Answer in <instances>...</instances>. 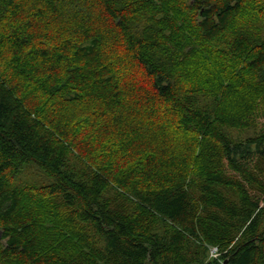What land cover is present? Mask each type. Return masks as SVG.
<instances>
[{
	"label": "trees",
	"instance_id": "1",
	"mask_svg": "<svg viewBox=\"0 0 264 264\" xmlns=\"http://www.w3.org/2000/svg\"><path fill=\"white\" fill-rule=\"evenodd\" d=\"M250 12L264 24V0H0V264H264V188H250L264 165V30L227 42L231 82L203 73L200 50ZM168 114L172 137L149 125ZM183 133L209 140L221 160L199 200L179 184L138 187L146 163L162 156L165 174L186 154ZM134 142L136 159L125 162ZM73 156L96 172L75 170ZM116 166L112 180L128 188L137 216L159 215L171 229L140 228L103 199ZM32 170L50 180L35 191L73 211L59 223L70 217L71 235L56 236L36 212L18 215L31 192L14 181ZM232 179L230 207L220 189Z\"/></svg>",
	"mask_w": 264,
	"mask_h": 264
},
{
	"label": "rangeland",
	"instance_id": "2",
	"mask_svg": "<svg viewBox=\"0 0 264 264\" xmlns=\"http://www.w3.org/2000/svg\"><path fill=\"white\" fill-rule=\"evenodd\" d=\"M149 15H143L141 19L145 22H148L147 18ZM264 18V16L262 15ZM247 18V19H246ZM248 20H253L256 23V27H251L249 26ZM264 30V24L260 20V17L254 13L250 12L247 17H241L238 16V18L234 19L231 21V23L228 25L227 30L219 37H216L215 43L212 45H208L209 47H203L200 49L203 53L207 55L205 58L206 60L209 61V63H205L203 65V68L205 71L203 73L206 76L212 77L214 80L216 78L223 79L228 78L229 82H231L233 76L230 73V66H229V61L222 63V60L225 57V51L226 47L228 46V43H230V40H234L233 38H236L238 35H243V34H248L249 37H254L256 39V36H261L263 35L262 31ZM255 32L257 33L255 36ZM229 41V42H228ZM228 42V43H227ZM162 44V42H161ZM177 51H183V49H179L178 47L174 48ZM160 55L167 59L166 61H162L164 64H167L169 61V57L163 53L160 52ZM213 60H215V63H212ZM227 64V65H226ZM223 65L225 67H223ZM181 65H178L177 69H174L173 71L176 72L175 76L178 81L182 82L185 81L186 79H183L184 77H187V68H181ZM199 69H197L198 71ZM231 75V76H230ZM192 77V76H191ZM246 78V77H245ZM228 81H223V86L228 83ZM249 83V81L247 82ZM244 86V85H243ZM204 91V90H203ZM260 106L264 109V107L260 104ZM172 119L174 120V117H170L169 114L163 117L161 120H157L153 124H149L150 126L157 125L160 126L157 131H155L157 134L162 135L165 134V136H173L174 134H171L173 131H169V125L172 122ZM163 124V126H161ZM173 130V127H172ZM248 128L246 129H229L228 131L230 132L231 136H236L238 135L239 138H245L250 135L248 132ZM184 138L186 139L184 141V145L186 148V154H183L180 158H178V155L173 156L175 159L171 162L174 164L173 168L165 172V174L162 173V166L164 164H161V157H156L157 164L154 163H146V166L148 168V171L143 177V180L138 184V187H143V188H151L152 190H159V188H165L167 186H172L175 184H179L183 189H187L189 193L194 197V200L198 201L200 197V185L204 182L205 180V174L208 172H211V170L219 171V167L221 164V160L219 157L215 156L213 152V148H210L212 145L209 140L201 139L199 136L196 134L192 133H183ZM175 137V136H174ZM167 138V137H166ZM142 143H136L134 142L133 146L130 149V152L132 154L131 157H129L130 152L128 155L123 157L122 160L129 161V163L132 161H135L133 155L137 153V148L139 145ZM213 152V154H212ZM152 155L149 156L147 159L148 160H153ZM70 162L74 165L75 170H80V169H85L90 171L91 173L96 172L95 168L92 170V168H88L86 165H82L81 162L76 158V156H73L70 159ZM131 162V163H132ZM128 163V164H129ZM126 166V163H123V167ZM113 167V166H112ZM111 170L110 173L112 175L110 176V179L108 178V182L105 186L104 192H103V199L107 200L109 202V205L113 208H115L119 213L121 214H126V215H132V216H137V210L134 207V200L131 196V194L128 191L127 187L121 186L118 180H112L114 175H119L120 169L116 166L112 169H107ZM104 174L102 171L100 174ZM257 176L255 181L256 186H250L252 188V192H256L255 190H262L264 188V165L260 164L259 168L256 170ZM105 176V174H104ZM231 177V176H229ZM229 183L226 186H223L220 191H221V196L224 198L226 203L230 206H236L238 203V190L235 185L234 179L229 180ZM14 184L16 188L22 190V188L29 190L31 192V195H25V203L21 205L20 211H19V216L22 215L26 217V219H29L30 215H33L34 212L38 214L37 218L39 220V223L43 225V227H47L52 229V231L55 232V235L58 236V232H64L65 234L69 235L73 231L70 217H65L67 219L68 223L61 224L59 228V223L61 220V214L63 216L69 215L70 213L72 214V210L68 209H62L60 208V203L58 198L52 197V198H46L43 192L37 193L35 190L43 189L45 188L44 186L50 184V180H48L47 177H44L39 171L32 170L30 173L29 172H24L18 179L14 181ZM157 184V185H156ZM263 186V187H262ZM137 187V188H138ZM264 191V189H263ZM262 191V192H263ZM264 194V193H263ZM206 201V200H205ZM261 205L263 203H260ZM200 209L205 211L203 214H212L214 213V210L210 208L209 206H206L203 202L199 203ZM260 205V206H261ZM41 208V209H40ZM54 216V217H53ZM18 217V216H17ZM138 221L140 228L143 226H146V228H149V230L155 226L156 229H158L161 233L165 230L171 229L173 227V224L170 223L168 220H165L164 218L160 217L159 215L152 217L150 214H148L146 217L141 216L138 214ZM68 226L66 228V225ZM153 231H156L153 229ZM157 232V231H156ZM71 235V234H70ZM60 239V236H59ZM194 249L196 252H202L203 249H198L197 243H195ZM193 255V254H192ZM215 257L207 253V256L205 258V262H211ZM5 264V263H2ZM222 264V263H221Z\"/></svg>",
	"mask_w": 264,
	"mask_h": 264
},
{
	"label": "built area",
	"instance_id": "3",
	"mask_svg": "<svg viewBox=\"0 0 264 264\" xmlns=\"http://www.w3.org/2000/svg\"><path fill=\"white\" fill-rule=\"evenodd\" d=\"M216 252H217L216 248H212L211 251H210V253H211V255H212L213 257H215Z\"/></svg>",
	"mask_w": 264,
	"mask_h": 264
},
{
	"label": "water",
	"instance_id": "4",
	"mask_svg": "<svg viewBox=\"0 0 264 264\" xmlns=\"http://www.w3.org/2000/svg\"><path fill=\"white\" fill-rule=\"evenodd\" d=\"M222 264H227V261H224Z\"/></svg>",
	"mask_w": 264,
	"mask_h": 264
}]
</instances>
